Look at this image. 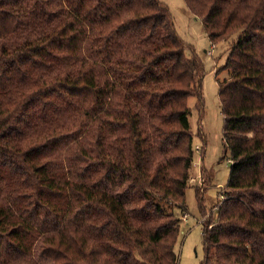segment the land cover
Wrapping results in <instances>:
<instances>
[{"label":"trees","instance_id":"obj_1","mask_svg":"<svg viewBox=\"0 0 264 264\" xmlns=\"http://www.w3.org/2000/svg\"><path fill=\"white\" fill-rule=\"evenodd\" d=\"M184 1L212 43L236 36L201 264H264V0ZM186 48L161 0H0V264H178L203 106Z\"/></svg>","mask_w":264,"mask_h":264},{"label":"rangeland","instance_id":"obj_2","mask_svg":"<svg viewBox=\"0 0 264 264\" xmlns=\"http://www.w3.org/2000/svg\"><path fill=\"white\" fill-rule=\"evenodd\" d=\"M161 1L171 11L177 32L186 43L187 56L199 61L203 68V106H198L195 97L188 100L195 149L190 186L186 191L188 211L183 214L175 209L182 219L176 244L178 264H201L204 258L202 223L206 219L216 221V207L223 200L221 193L228 183L232 164L230 148L224 136L219 84L229 78L225 64L236 36L212 43L202 20L190 12L184 0ZM191 179L195 181L191 182ZM196 190L203 198L201 203Z\"/></svg>","mask_w":264,"mask_h":264},{"label":"built area","instance_id":"obj_3","mask_svg":"<svg viewBox=\"0 0 264 264\" xmlns=\"http://www.w3.org/2000/svg\"><path fill=\"white\" fill-rule=\"evenodd\" d=\"M195 181V179H191V182H194Z\"/></svg>","mask_w":264,"mask_h":264}]
</instances>
